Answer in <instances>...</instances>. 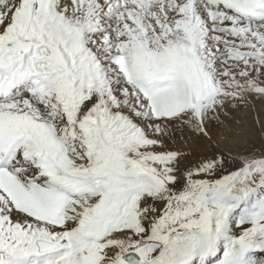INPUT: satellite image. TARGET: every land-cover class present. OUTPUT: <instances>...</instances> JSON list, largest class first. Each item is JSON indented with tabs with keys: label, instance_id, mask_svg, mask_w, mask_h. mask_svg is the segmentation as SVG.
Segmentation results:
<instances>
[{
	"label": "snow or ice",
	"instance_id": "1",
	"mask_svg": "<svg viewBox=\"0 0 264 264\" xmlns=\"http://www.w3.org/2000/svg\"><path fill=\"white\" fill-rule=\"evenodd\" d=\"M257 102L264 0H0V264H264V149L166 143Z\"/></svg>",
	"mask_w": 264,
	"mask_h": 264
},
{
	"label": "rangeland",
	"instance_id": "2",
	"mask_svg": "<svg viewBox=\"0 0 264 264\" xmlns=\"http://www.w3.org/2000/svg\"><path fill=\"white\" fill-rule=\"evenodd\" d=\"M260 107V102H257L256 109L241 108L234 111L235 120L232 121L234 130L227 133L222 129L212 127L213 141L221 140L220 148H216L212 142L188 132H177L172 140L166 142L167 147L184 150L187 153V159L182 161V168L217 151H223L226 157H230L245 149L249 151L264 149V128L256 119ZM225 135L228 136V140H223Z\"/></svg>",
	"mask_w": 264,
	"mask_h": 264
},
{
	"label": "bare ground",
	"instance_id": "3",
	"mask_svg": "<svg viewBox=\"0 0 264 264\" xmlns=\"http://www.w3.org/2000/svg\"><path fill=\"white\" fill-rule=\"evenodd\" d=\"M257 258L259 261L264 262V254H257Z\"/></svg>",
	"mask_w": 264,
	"mask_h": 264
}]
</instances>
